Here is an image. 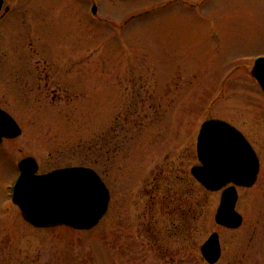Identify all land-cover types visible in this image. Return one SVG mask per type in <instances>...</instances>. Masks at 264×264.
<instances>
[{"label":"rangeland","instance_id":"1","mask_svg":"<svg viewBox=\"0 0 264 264\" xmlns=\"http://www.w3.org/2000/svg\"><path fill=\"white\" fill-rule=\"evenodd\" d=\"M97 10L93 16V9ZM264 0H5L0 109L22 130L0 147V264H264ZM239 130L260 161L243 226L219 228L220 193L190 174L201 125ZM95 171L110 192L89 232L33 229L12 204L18 162Z\"/></svg>","mask_w":264,"mask_h":264},{"label":"water","instance_id":"2","mask_svg":"<svg viewBox=\"0 0 264 264\" xmlns=\"http://www.w3.org/2000/svg\"><path fill=\"white\" fill-rule=\"evenodd\" d=\"M2 6L0 0V13ZM251 75L264 93V58L255 62ZM21 133L16 122L0 110V144ZM196 151L199 165L191 169L192 177L206 191L222 192L215 223L226 229L240 228L242 217L235 211L237 189L255 185L260 170L256 153L238 130L219 120L201 125ZM18 170L12 201L24 221L34 228L64 226L88 231L107 212L110 194L93 170L67 168L38 175L39 167L33 158L23 159ZM200 251L208 264H216L221 255L218 235H211Z\"/></svg>","mask_w":264,"mask_h":264},{"label":"flooded vegetation","instance_id":"3","mask_svg":"<svg viewBox=\"0 0 264 264\" xmlns=\"http://www.w3.org/2000/svg\"><path fill=\"white\" fill-rule=\"evenodd\" d=\"M4 142H5V141H4ZM4 142H3V143H4ZM3 143H2V144H3ZM2 144H1V145H2ZM223 253H224V252H223V250H222L221 258H222ZM221 258H220V260H221ZM220 260H219V262H220ZM219 262H218L217 264H219Z\"/></svg>","mask_w":264,"mask_h":264}]
</instances>
